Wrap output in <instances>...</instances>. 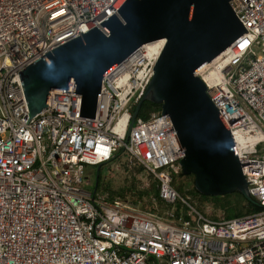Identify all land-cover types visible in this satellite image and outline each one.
I'll use <instances>...</instances> for the list:
<instances>
[{
    "label": "built area",
    "instance_id": "obj_1",
    "mask_svg": "<svg viewBox=\"0 0 264 264\" xmlns=\"http://www.w3.org/2000/svg\"><path fill=\"white\" fill-rule=\"evenodd\" d=\"M124 1L0 0V264H264V0H231L248 31L196 72L259 211L212 218L179 193L183 150L161 109L129 128L158 56L144 44L102 78L94 118L79 115L74 85L49 90L29 118L18 72L95 26L107 35L100 23ZM97 165L131 172L142 190L154 182L157 195L94 190L86 167Z\"/></svg>",
    "mask_w": 264,
    "mask_h": 264
},
{
    "label": "water",
    "instance_id": "obj_2",
    "mask_svg": "<svg viewBox=\"0 0 264 264\" xmlns=\"http://www.w3.org/2000/svg\"><path fill=\"white\" fill-rule=\"evenodd\" d=\"M231 0H125L102 24L49 50L19 71L29 118L48 105L49 90L81 94L80 116L94 118L102 78L139 46L164 38L153 75L133 108L159 104L183 150L181 172L203 195L241 193L253 201L230 129L196 72L247 32ZM28 118V120H29ZM27 120V122H28ZM26 122V123H27ZM100 165H97L98 172ZM97 176L95 178V187Z\"/></svg>",
    "mask_w": 264,
    "mask_h": 264
},
{
    "label": "rangeland",
    "instance_id": "obj_3",
    "mask_svg": "<svg viewBox=\"0 0 264 264\" xmlns=\"http://www.w3.org/2000/svg\"><path fill=\"white\" fill-rule=\"evenodd\" d=\"M124 157H122L123 159ZM122 159H120L119 161L122 162ZM117 162V161H114ZM96 167L97 166H87L86 170L87 171H92L90 178L92 181V184L94 185L95 182V172H96ZM100 173L101 174H106V177L104 179H102L103 185L105 187H108L110 190L108 191H121L124 194H118L120 197H128V198H134L135 196L132 193H128L121 190V187L125 188L128 187V185L133 182L134 184L140 182V178H137L135 175H133L131 172H127L126 170H124L123 168H120L119 171L117 170H111L109 168V165H102L100 168ZM110 176L108 178V176ZM135 176V179H133ZM180 182H183V188H184V194L183 196L188 198V200L200 211H207L208 208H211L210 210H208V214L209 216H211L212 218H220L222 216H226V214L230 211L231 207H234V204L236 203V196L235 194H231V196H228L225 199H213L212 200V196L213 195H207V196H211V197H206L203 198L200 195H198L195 191V189L192 187L193 186V181H188L187 178H183L182 180L179 179V176H175ZM93 188V187H92ZM234 193V192H233ZM215 196H220V195H215ZM225 201H227L228 203H226ZM159 208L162 209L164 207H162L161 205H159Z\"/></svg>",
    "mask_w": 264,
    "mask_h": 264
},
{
    "label": "trees",
    "instance_id": "obj_4",
    "mask_svg": "<svg viewBox=\"0 0 264 264\" xmlns=\"http://www.w3.org/2000/svg\"><path fill=\"white\" fill-rule=\"evenodd\" d=\"M158 110H160L159 104H156V103H153L151 101L146 100L142 103L140 110L138 112V116L146 118L150 112L158 111ZM141 170H142V168H136V172L140 173ZM177 175L179 176V179H181V180L183 178H187L188 181H193V175H184L181 172V169L179 170V173ZM133 177H134L133 179H135V176H133ZM183 182H185V181H183ZM183 182L182 181L180 182L176 177H174V179H173V184L181 195L184 194ZM138 183L134 184L133 182H131L128 185V187H125V188L121 187V190L124 191L126 189L125 192H128V193H132V191L135 190V195L137 196V198H142L143 196L149 197V195H155V196L157 195V190H156L154 182L152 183V186L149 190L139 189ZM97 187L101 188L104 191L110 190L108 187H105L103 185V182H102L100 175L97 177ZM192 187L194 188V185ZM195 191L198 195H200L203 198L211 197V196H207V195H203V194L199 193L196 189H195ZM108 192H109L110 197H114V195H117L116 193H118V192H120L118 194H124L118 190L108 191ZM231 194H235L236 203L234 204V207H231L230 211L226 214L225 217H227V218H232V217L241 216V215H245L248 213L256 212L262 208L254 198H252L253 201H249L241 193H239L237 191L234 193H231ZM231 194L229 193V194H224V195H220V196H212V200L213 199L214 200L215 199H222L223 200V199L227 198L228 196H231ZM225 202L228 203L227 201H225ZM159 205L164 207V204L160 200H159Z\"/></svg>",
    "mask_w": 264,
    "mask_h": 264
},
{
    "label": "bare ground",
    "instance_id": "obj_5",
    "mask_svg": "<svg viewBox=\"0 0 264 264\" xmlns=\"http://www.w3.org/2000/svg\"><path fill=\"white\" fill-rule=\"evenodd\" d=\"M165 43V39L164 38H158V39H155V40H151L149 42H146L144 44V47L146 48L148 54H156L158 55L163 47ZM223 54V52H220L218 55H216L212 60H215L217 59L218 57H220L221 55ZM211 60V61H212ZM210 61V62H211ZM208 65V63L206 64ZM204 65V66H206ZM203 66V67H204ZM202 68V67H201Z\"/></svg>",
    "mask_w": 264,
    "mask_h": 264
}]
</instances>
